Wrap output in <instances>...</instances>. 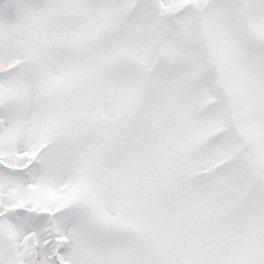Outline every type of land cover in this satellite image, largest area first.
Instances as JSON below:
<instances>
[{"label":"snow or ice","instance_id":"obj_1","mask_svg":"<svg viewBox=\"0 0 264 264\" xmlns=\"http://www.w3.org/2000/svg\"><path fill=\"white\" fill-rule=\"evenodd\" d=\"M0 264H264V0H0Z\"/></svg>","mask_w":264,"mask_h":264}]
</instances>
